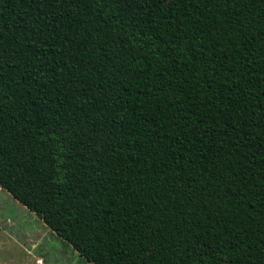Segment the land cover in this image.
<instances>
[{
  "label": "trees",
  "instance_id": "obj_1",
  "mask_svg": "<svg viewBox=\"0 0 264 264\" xmlns=\"http://www.w3.org/2000/svg\"><path fill=\"white\" fill-rule=\"evenodd\" d=\"M0 187L92 264H264V0H0Z\"/></svg>",
  "mask_w": 264,
  "mask_h": 264
},
{
  "label": "rangeland",
  "instance_id": "obj_2",
  "mask_svg": "<svg viewBox=\"0 0 264 264\" xmlns=\"http://www.w3.org/2000/svg\"><path fill=\"white\" fill-rule=\"evenodd\" d=\"M0 264H92L0 187Z\"/></svg>",
  "mask_w": 264,
  "mask_h": 264
}]
</instances>
